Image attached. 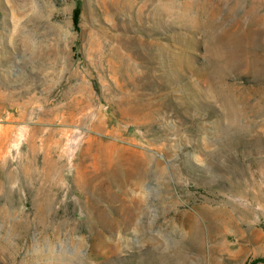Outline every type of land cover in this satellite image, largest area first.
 <instances>
[{"label":"rangeland","instance_id":"374dc122","mask_svg":"<svg viewBox=\"0 0 264 264\" xmlns=\"http://www.w3.org/2000/svg\"><path fill=\"white\" fill-rule=\"evenodd\" d=\"M0 264H264V0H0Z\"/></svg>","mask_w":264,"mask_h":264},{"label":"trees","instance_id":"16d2710c","mask_svg":"<svg viewBox=\"0 0 264 264\" xmlns=\"http://www.w3.org/2000/svg\"><path fill=\"white\" fill-rule=\"evenodd\" d=\"M80 13H81V3L76 2L75 8L73 10V15H72V20H73L74 25L78 23Z\"/></svg>","mask_w":264,"mask_h":264}]
</instances>
